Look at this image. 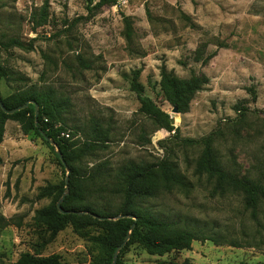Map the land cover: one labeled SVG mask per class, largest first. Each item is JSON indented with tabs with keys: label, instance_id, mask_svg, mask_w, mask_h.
Returning <instances> with one entry per match:
<instances>
[{
	"label": "rangeland",
	"instance_id": "rangeland-1",
	"mask_svg": "<svg viewBox=\"0 0 264 264\" xmlns=\"http://www.w3.org/2000/svg\"><path fill=\"white\" fill-rule=\"evenodd\" d=\"M44 4L47 23L35 32L30 17ZM121 14L133 19L131 51L122 36ZM13 37L32 50L0 48L6 72L0 97L32 88L66 98L62 125L78 147L94 124L107 130L106 148L78 163L82 175L104 163L115 171L129 162L155 163L168 156L193 188L187 194L162 193L144 206L160 219L198 225L240 243L193 242L189 251L163 256L131 245L120 257L122 264H264V206L257 226L240 196L211 197L205 179L193 176L201 147L181 142L218 133L214 147L227 171L264 183V0H117L90 14L86 0H0V41ZM212 52L214 57L202 64ZM78 57L90 68H81ZM162 65L178 78L194 74L209 79L184 114H173L160 91ZM138 68L144 94L174 120L178 138L138 113L129 90L130 72ZM249 89L255 91L254 102ZM236 106L247 110L238 114ZM0 157V215L9 221L0 230L4 264H13L23 253L58 255L66 264L98 263L103 254L92 238L102 234L100 229L67 226L50 239L34 220L35 212L51 201L38 198L39 191L59 185L66 174L56 150L33 133L24 135L9 120ZM100 195L98 207L120 203Z\"/></svg>",
	"mask_w": 264,
	"mask_h": 264
},
{
	"label": "trees",
	"instance_id": "trees-1",
	"mask_svg": "<svg viewBox=\"0 0 264 264\" xmlns=\"http://www.w3.org/2000/svg\"><path fill=\"white\" fill-rule=\"evenodd\" d=\"M117 0H86V10L90 14L108 4H116ZM148 14V13H147ZM123 30L122 36L131 51L134 37L133 19L121 14ZM32 30H36L47 23L48 13L46 4L39 12H34L30 17ZM19 48L32 50V45H25L17 38H8L0 41V48ZM215 52L208 54L201 59L206 64L213 58ZM78 65L83 69L90 66L78 57ZM141 69H133L130 72L129 90L135 95L138 102V113L145 116L157 126L169 133L174 132L173 138H178V128L171 126L167 113L162 111L149 97L144 94V86L139 78ZM6 76V72L0 66V78ZM209 79L205 75H191L189 78H178L172 71H167L164 65L160 67L159 88L166 102L171 108H176L177 113L184 114L189 104L198 91L207 85ZM252 101L256 100L255 91L249 89ZM28 104L12 114L5 113L0 108V144L3 141L4 127L7 121L18 123L24 135L33 133L39 137L51 150L49 141H53L60 152L63 161L69 169L68 182L65 184V177L59 185H49L41 189L38 198H51L47 207L35 212L34 220L44 226L53 239L60 231L67 226L73 230H81L87 227H97L102 234L92 238L103 257L98 263L112 264L113 254L124 239L128 240L119 251L115 264H122L121 255L131 246L142 247L151 256H163L171 252L189 251L193 242L210 241L216 246L229 245L240 247L235 240H227L219 237L215 232H207L205 228L198 225L189 226L179 222H170L158 218L144 206L145 201L154 198L162 193L178 191L183 194L189 193L193 185L190 180L179 170L176 162L168 156L157 160L155 163L129 162L113 171L106 163L95 166L92 172L82 175L77 166L86 155L95 150L106 148L108 140L107 130L94 124L87 133V140L78 147L70 138L60 136L66 133L62 125L61 115L67 109L66 98H58L51 89L35 90L27 89L16 91L7 97H0V102L5 111L9 112ZM35 106L37 116L35 117ZM238 114L247 109L236 106ZM59 124V125H58ZM218 133H210L198 140L181 139L185 145H199L200 154L195 161L193 176L198 180L204 178L210 186L211 197H224L227 194L238 195L242 199L243 208L249 212L250 219L257 225L259 222V208L264 206V183L248 177H238L221 164L217 150L214 147ZM46 138V139H45ZM57 156V153H56ZM58 158V156H57ZM61 164V161L58 158ZM2 159L0 157V166ZM63 167V165L61 164ZM64 168V167H63ZM68 187V192L63 198L60 213L57 202ZM100 193H106L112 198H118L120 203L117 206L103 205L98 207L102 199ZM9 223L0 215V230ZM212 232V233H211ZM0 264H4V256L0 253ZM13 264H66L61 261L58 255L46 257H35L29 253L21 254ZM183 264H188L184 261Z\"/></svg>",
	"mask_w": 264,
	"mask_h": 264
},
{
	"label": "water",
	"instance_id": "water-1",
	"mask_svg": "<svg viewBox=\"0 0 264 264\" xmlns=\"http://www.w3.org/2000/svg\"><path fill=\"white\" fill-rule=\"evenodd\" d=\"M28 104H33V102H32V101H27V102H26L24 105H22L21 107H18V108H16V109L12 110V111L7 112V111L4 110V108H3V106H2V104H1V102H0V108H1L2 111H4L5 113L12 114V113L17 112V111H19V110H21V109L26 108V107L28 106ZM171 112H172L173 114H176V113H177V109H176V108H172ZM36 116H37V106H35V117H36ZM169 118H170V124H171V126L175 127V125H174V124H175L174 120H173L171 117H169ZM45 139H46V138H45ZM49 143H50L51 146L55 147V150H56L57 156H58L59 160L61 161V164L63 165L64 170L66 171L64 181H65V184L67 185V182H68V175H69V172H70V171H69L67 165L65 164V162L63 161L62 156H61L60 152L58 151V149L56 148L54 142H53V141H49ZM67 192H68V187L66 186L63 195L61 196L60 200L57 202V208H58V210L60 211V213H62V214L67 213V212H63V211L61 210V208H60V204H61L63 198L65 197V195L67 194ZM127 240H128V237H126V238L124 239L123 243H122L119 247L116 248V250H115V252H114V254H113V258H112V264H115L116 259H117V255H118L120 249L122 248V246L125 244V242H126Z\"/></svg>",
	"mask_w": 264,
	"mask_h": 264
},
{
	"label": "built area",
	"instance_id": "built-area-1",
	"mask_svg": "<svg viewBox=\"0 0 264 264\" xmlns=\"http://www.w3.org/2000/svg\"><path fill=\"white\" fill-rule=\"evenodd\" d=\"M60 136L64 137V138H69V133H61Z\"/></svg>",
	"mask_w": 264,
	"mask_h": 264
}]
</instances>
